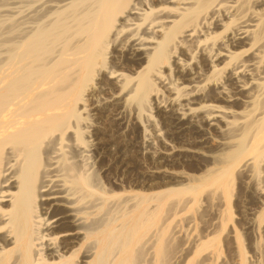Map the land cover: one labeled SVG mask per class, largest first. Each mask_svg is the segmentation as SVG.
I'll return each mask as SVG.
<instances>
[{
  "label": "bare ground",
  "instance_id": "obj_1",
  "mask_svg": "<svg viewBox=\"0 0 264 264\" xmlns=\"http://www.w3.org/2000/svg\"><path fill=\"white\" fill-rule=\"evenodd\" d=\"M144 119L158 164L120 191L108 125ZM186 158L203 172L161 170ZM242 195L264 264V0H0V264H255ZM202 203L214 229L181 248Z\"/></svg>",
  "mask_w": 264,
  "mask_h": 264
},
{
  "label": "rangeland",
  "instance_id": "obj_2",
  "mask_svg": "<svg viewBox=\"0 0 264 264\" xmlns=\"http://www.w3.org/2000/svg\"><path fill=\"white\" fill-rule=\"evenodd\" d=\"M18 4V3H17ZM20 4V3H19ZM21 4H24V3H21ZM155 114H157V113H155ZM145 121H143V120H141V124H142V128H141V130L139 129V130H137V129H133L134 127H130V126H127V127H122V129H119L117 126H111V124H109L108 125V130H109V135H110V138L112 139V142H111V145H110V147H111V150H110V152H111V156H107V158H108V160H111V163H112V171L110 172V175H111V177H112V180L115 182V180H117V181H119L118 183H120L121 181V183H120V187L121 188H118L120 191H122V189H126L127 191H129V190H132V191H139L140 189H142L141 187H142V185H144V183H145V181H146V179L143 177V173H147V172H149V170H154L153 168L152 169H150L151 167H154V165H157V164H155V163H151V162H153V160L150 158H148L147 157V155L146 154H144L143 153V149L141 148H138V147H136L135 145H134V142H137V140H141V141H143L144 140V131H143V126L146 124V125H148V127L150 128V129H152L153 128V126H149V122L146 120V119H144ZM144 124V125H143ZM133 126V125H132ZM115 129V130H114ZM123 130V131H122ZM143 131V132H142ZM123 132H126V133H123ZM119 134V135H118ZM135 135V136H134ZM129 136V137H128ZM123 138V139H122ZM142 138V139H141ZM125 142V143H124ZM178 144H181V142H177ZM136 144V143H135ZM183 144V143H182ZM113 145V146H112ZM187 145V144H186ZM188 145H191V144H188ZM135 146V147H134ZM115 147V148H114ZM118 149H119V151H123V150H129V162L130 163H132V169L130 168L128 171H130V172H128V171H126V172H124V171H122V170H119L120 168L117 166V163H116V160H115V158H116V156L118 155ZM139 149V150H138ZM131 150V151H130ZM133 150H135V151H133ZM116 152H117V154H116ZM136 152V153H135ZM113 153V154H112ZM132 153H134V154H132ZM132 155L135 157L134 159H133V161L131 160L132 159ZM136 155V156H135ZM138 155V156H137ZM142 159H141V158ZM187 160V162L185 161V164L183 163V164H181V165H165L164 167H162L161 168V170H171V172H174V173H176L177 175H180L181 173H183L182 174V176H188V174L187 173H189V174H198V173H202L203 172V170H204V168L203 169H199V171L197 172V171H192V169H194L193 167H197V164H196V162H191L190 163V160H189V158H186ZM128 162V163H129ZM189 162V163H188ZM129 163V164H130ZM150 163V164H149ZM185 165V166H184ZM191 165H193V166H191ZM191 166V167H190ZM139 167H140V169H139ZM144 167V168H143ZM173 167V168H172ZM141 168H142V171H140L141 170ZM155 168V167H154ZM166 168V169H165ZM190 168V169H189ZM116 169V170H115ZM139 169V170H138ZM145 170V172H144V170ZM156 169V168H155ZM134 170V171H133ZM169 170V171H170ZM172 170H176V171H172ZM178 171H180L179 173H178ZM163 173V172H162ZM128 174H129V176H128ZM161 174V173H160ZM158 174V175H156V177H155V179H154V182L156 181V182H161L162 181V183L161 184H166V181L167 182H169L170 180H174V182L175 181H178V179L179 180H181V181H183L184 179L182 178V177H177V179L175 178V179H173V178H171L170 176H168V175H165L164 173L163 174ZM187 174V175H186ZM127 175V176H126ZM141 177H142V179H141ZM180 178H182V179H180ZM115 179V180H114ZM122 179V180H121ZM144 179H145V181H144ZM158 179V180H157ZM127 181V182H126ZM139 181V182H138ZM185 182H187V180H184ZM132 182V183H131ZM144 182V183H143ZM159 182V183H160ZM184 182V184H186ZM135 183V184H134ZM138 183V184H137ZM176 183H178V182H176ZM131 184V185H130ZM167 184H169L170 186H174L175 184H171L170 182L169 183H167ZM178 184H176L175 186H177ZM124 186V187H123ZM132 188V189H131ZM140 188V189H139ZM135 189V190H134ZM242 197H244V198H242ZM243 199V200H242ZM247 200H248V197L245 195H242L241 196V199L239 198V201H237V203H235V204H237V205H235L234 204V207L235 206H237V207H235V209H234V212H235V223L237 224V226H238V228H239V230H240V232H241V234H242V232L244 233L242 236H243V239H244V243H245V246H246V244H247V246H246V248L248 249V257L250 256V259H251V261L252 262H256V259H257V257H259L260 256V254H259V251H258V248L256 247V245H257V241H259L260 240V232H259V234H258V232H257V230H258V224L255 226V228L253 229V228H250L251 230H253V231H251L249 228H248V224H246V223H248L249 221H251L253 218H255V216H253V215H255V213H252L250 210H248V208H246V206L247 205H249V204H247L246 205V203H247ZM242 203H241V202ZM246 203H245V202ZM204 202V201H203ZM244 202V203H243ZM240 206H239V205ZM242 204V205H241ZM203 205V206H202ZM244 205H246L245 207H244ZM201 206V207H200ZM199 207H197V209H195V210H183V211H181L180 212V214H179V216L178 217H180V218H178L177 217V219H176V221H175V223H174V231L176 232V235H181V237H179V239H178V243H179V241H180V243H181V248H184V249H187V250H190L191 249V247L190 246H188V244H186V241L188 240L189 242H191V240H193L195 237H202V236H204L205 235V232H207V231H209V230H212V229H214V227L212 226V224L211 223H214L215 222V218H216V216L214 215V213L212 214V213H208V212H206V206H205V204H201ZM205 206V207H204ZM254 206H256V204L254 205ZM205 209H204V208ZM239 208V209H238ZM247 209L246 210V212H245V209ZM197 210V211H196ZM204 212H202V211ZM243 210H244V212H243ZM192 211H193V213H192ZM240 211H242V212H240ZM190 212L193 214V215H190ZM202 212V213H201ZM254 212V211H253ZM186 213V214H185ZM188 213V214H187ZM199 213H201V215L199 214ZM247 213V214H246ZM253 214V215H249V214ZM202 216L201 218L202 219H206V220H202L201 218H200V216ZM183 215V216H182ZM246 216V217H244V216ZM190 216H193V217H190ZM213 218H212V217ZM252 216H253V218H252ZM185 217V218H184ZM186 217H188V219H186ZM200 219H199V218ZM204 217H206V218H204ZM252 219H251V218ZM193 218V219H192ZM236 218H237V220H236ZM244 220H243V219ZM180 219V220H179ZM185 219V220H184ZM210 219V220H209ZM212 219V220H211ZM213 219H214V221H213ZM246 219H250L249 221L248 220H246ZM177 220H179V222H177ZM187 220H189V222L187 221ZM194 221V223H193V221ZM244 221L243 223L245 224H243L242 223V221ZM246 220V221H245ZM187 221V222H186ZM202 221V222H201ZM211 221H213V222H211ZM177 222V223H176ZM192 222V223H191ZM205 222V223H204ZM211 222V223H210ZM237 222H239V223H237ZM246 222V223H245ZM179 223V224H178ZM200 223H202V224H200ZM242 223V224H241ZM176 224V225H175ZM240 224V225H239ZM189 225V226H188ZM201 225V226H200ZM191 226V227H190ZM200 226V227H199ZM176 227V228H175ZM188 228V230H187V228ZM205 227V228H204ZM240 227H242V228H240ZM244 227L246 228V230L244 229ZM199 228H202V231L199 229ZM207 228V229H206ZM208 228H209V230H208ZM264 228V224H263V227H262V229ZM257 229V230H256ZM230 230H232V229H230ZM251 231V232H250ZM259 231V230H258ZM186 232H187V235H186ZM227 232V231H226ZM226 232H224L223 234V236H222V241H221V244L223 243V242H225V243H223L222 245H223V250H224V256L225 255H227L228 254V251H229V247L231 248V246H229V245H232L231 243H233L234 242V237H232V233H231V237L230 236H228V233H226ZM252 232H254V233H252ZM199 233V234H198ZM208 233V232H207ZM247 233V234H246ZM256 233L258 234L257 236H256ZM251 234V235H250ZM189 235V236H188ZM225 235H226V237H225ZM252 237V238H251ZM257 237V238H256ZM181 238H183V240L181 239ZM186 238H188V239H186ZM226 238H228L227 239V241H224V239H226ZM256 238V239H255ZM185 239V240H184ZM232 239V240H231ZM229 240H231L230 242L231 243H229L228 241ZM246 241V242H245ZM185 242V243H184ZM263 242H264V240L262 241V242H260L261 243V246L263 245ZM227 243H228V245H227ZM254 244H255V246H254ZM229 246V247H228ZM225 248V249H224ZM250 249V250H249ZM256 249V250H255ZM255 250V251H254ZM227 251V252H226ZM252 252V253H251ZM257 253V254H256ZM256 254V255H255ZM255 259V260H254ZM259 261V260H258ZM262 263H258V262H256L257 264H263V261H261ZM255 263V264H256Z\"/></svg>",
  "mask_w": 264,
  "mask_h": 264
}]
</instances>
